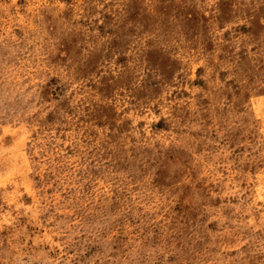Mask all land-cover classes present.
<instances>
[{"label":"rangeland","instance_id":"374dc122","mask_svg":"<svg viewBox=\"0 0 264 264\" xmlns=\"http://www.w3.org/2000/svg\"><path fill=\"white\" fill-rule=\"evenodd\" d=\"M0 264H264V0H0Z\"/></svg>","mask_w":264,"mask_h":264}]
</instances>
